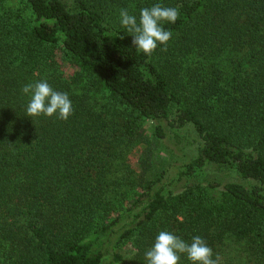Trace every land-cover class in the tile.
Instances as JSON below:
<instances>
[{
	"label": "trees",
	"instance_id": "16d2710c",
	"mask_svg": "<svg viewBox=\"0 0 264 264\" xmlns=\"http://www.w3.org/2000/svg\"><path fill=\"white\" fill-rule=\"evenodd\" d=\"M6 3L0 264H145L162 230L201 236L220 264H264V0ZM155 3L179 17L149 58L119 13ZM40 80L68 93L67 120L26 115L21 89ZM145 121L156 140L194 131L195 154L168 183L169 167L128 158ZM212 166L247 184L205 183Z\"/></svg>",
	"mask_w": 264,
	"mask_h": 264
},
{
	"label": "clouds",
	"instance_id": "9594fccd",
	"mask_svg": "<svg viewBox=\"0 0 264 264\" xmlns=\"http://www.w3.org/2000/svg\"><path fill=\"white\" fill-rule=\"evenodd\" d=\"M119 15L121 26L132 36L134 48L150 58L158 46L161 51H167L172 33L165 29L164 24L176 23L179 11L175 7L155 3L151 7L141 8L139 19L130 14L127 8H121ZM21 92L30 96L26 106V115L29 117L43 115L67 120L73 114L68 93L54 90L46 80L25 84ZM181 256L190 264H220L219 256L213 258L211 247L199 235L193 236L188 242L172 232L162 230L144 253L145 264H180Z\"/></svg>",
	"mask_w": 264,
	"mask_h": 264
},
{
	"label": "rangeland",
	"instance_id": "374dc122",
	"mask_svg": "<svg viewBox=\"0 0 264 264\" xmlns=\"http://www.w3.org/2000/svg\"><path fill=\"white\" fill-rule=\"evenodd\" d=\"M6 4L8 6H17L18 0H7ZM141 127L140 136L128 145V158L135 166H138L137 160L147 155V160L153 165L169 167L165 181L168 183L172 177L176 176L175 173L181 169L182 165L193 158L196 148L194 131L187 127L184 130L175 132L168 127L166 128V136L163 139L156 140L152 136V122L145 121ZM202 178L205 183L218 182L222 184L225 181L234 180L247 184L245 180L233 172L216 166L204 168ZM179 184L180 182L174 186L176 190H181ZM212 191L214 196L218 197L220 187Z\"/></svg>",
	"mask_w": 264,
	"mask_h": 264
}]
</instances>
